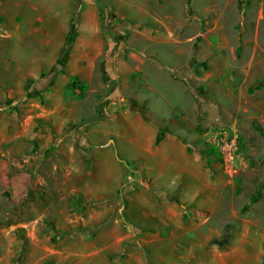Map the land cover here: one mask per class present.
<instances>
[{
    "label": "rangeland",
    "instance_id": "rangeland-1",
    "mask_svg": "<svg viewBox=\"0 0 264 264\" xmlns=\"http://www.w3.org/2000/svg\"><path fill=\"white\" fill-rule=\"evenodd\" d=\"M150 2L151 9L148 3L143 9L140 0L115 6L123 9L127 20L146 27L154 12ZM168 2V21L192 52L187 71L172 73L178 83L166 81L164 69L155 73L148 65L134 73L142 62L160 65L146 54L156 51L163 63H170V52L138 41V32L121 34L110 27L103 30L104 40L111 41L114 53L125 47L124 53L119 50L110 56L114 64L120 56V73L113 67L101 82L87 86L64 80L60 60L65 55L70 59L71 43L92 39L85 24L79 31L89 0H71L73 14L64 47L54 66L49 52L44 73L31 67L34 52L26 49V38L21 46L15 35V20H25L20 27L24 31L33 12L17 11L10 0H0V264H125L139 250L141 261L137 257L133 261L150 264L135 229H130L133 239L122 242L128 232L121 222L127 225V218L121 217L120 224L114 220L119 202L125 206L129 193L149 185L140 168L147 153L124 135L122 125L108 123L99 129L104 134H123L122 139L106 141L114 142L116 165L125 166L129 182L124 181L112 200L90 201L91 197L81 195L83 190L93 194L98 189L99 180L85 173L93 166L91 155L84 154L83 137L105 115L99 99L107 94H117L131 104L144 103V110L155 114L158 122L176 116L175 127H166L187 136L201 154L207 132L236 127L244 142L242 167L234 178L219 171L236 195L247 198L245 203L264 196V131L253 106V100H261L264 116V0H190L189 7L185 0ZM131 40L134 45H127ZM91 150L106 152L100 144Z\"/></svg>",
    "mask_w": 264,
    "mask_h": 264
},
{
    "label": "crops",
    "instance_id": "crops-1",
    "mask_svg": "<svg viewBox=\"0 0 264 264\" xmlns=\"http://www.w3.org/2000/svg\"><path fill=\"white\" fill-rule=\"evenodd\" d=\"M105 1L108 2L106 25L103 26L99 8L93 0H89L87 10L81 14L79 31H82V25L85 24L84 27L92 39L83 43H71L73 47L69 53L70 59L63 63L64 80L79 81L87 86L99 83L103 78V65L105 70L112 72L115 67L120 73V56L117 64H114V59H110V56L119 50L124 53L125 47H119L114 53L113 44L110 40H104L102 34L103 30L114 27L121 34L125 31L138 32L141 35L138 41L149 43L151 48L164 46L170 52L168 56L172 60L166 59L170 63H163L161 55L156 51L151 55L145 53L155 58L160 65L142 62V67L133 69L134 73L142 72L148 65L155 73L158 71L156 69H164L165 80L178 83L172 73L185 70L192 59V52L179 41L168 21L171 11H165V8L168 1L173 3V0H161L162 3L159 0H140L143 1V9L147 7V3L148 9L152 8L150 1L154 4V12L151 13L152 17H149L146 27L139 22V25H135L137 23L127 20L123 9L115 6V3H134L138 0ZM70 2L71 0H10L13 9L33 12L31 22L25 23L27 29L24 31L20 27L25 20L22 17L21 20L20 17L15 20V35L20 45L24 43L22 39L26 38V49L34 52L31 55L34 65L31 67L37 66L40 73L45 72L43 67L51 60L49 52L54 56L51 65L54 66L64 47L73 14V5ZM140 26L142 30L139 29ZM127 45L132 46L134 43L131 40ZM139 50L137 49L144 53ZM165 54L163 51L162 55ZM17 67L21 68V65L18 64ZM118 73L116 77H119ZM99 100L105 115L99 118L96 129L90 128L83 137V146L86 149L84 154L91 155L93 166V169L85 173L99 180L98 189L93 194L83 190L81 195L91 197L90 201L112 200L124 181L129 182L125 166L116 165L117 158L115 160L111 150L114 142L111 139L106 141L109 137L122 139L123 134H104L99 126L108 123L122 125L125 128L124 135H129V140L139 147L142 146L147 153L140 168L149 185L144 190L141 188L129 193L126 205L119 202L121 206L117 208V215H114L116 224H120L121 217L124 221L127 218V225L121 222L123 231L128 232L122 242L133 239L130 229H135V235L145 246L147 263L150 264H264V196L261 200L245 203L246 197L236 195L230 182L226 181V177L219 170L213 171L206 166L195 143H190L187 136L166 127V124L175 127L178 123L176 116L158 122L155 114L144 110V103L131 104L121 100L117 94H107ZM261 105V100H253V106L259 112L255 118L264 131V116L260 115ZM141 111L146 112L147 117ZM159 136L162 140L157 144ZM142 139L148 140L146 146L141 143ZM96 144H100V148L106 152L95 153L96 155L92 150L89 152ZM242 144L244 146V142ZM261 167H264V161H261ZM232 185L235 186V183ZM139 252L141 250L133 251L125 264H136L133 261L136 257L141 261Z\"/></svg>",
    "mask_w": 264,
    "mask_h": 264
},
{
    "label": "built area",
    "instance_id": "built-area-1",
    "mask_svg": "<svg viewBox=\"0 0 264 264\" xmlns=\"http://www.w3.org/2000/svg\"><path fill=\"white\" fill-rule=\"evenodd\" d=\"M204 146L202 156L209 169L223 171L230 178L238 175L243 158L242 138L236 127L210 130L204 136Z\"/></svg>",
    "mask_w": 264,
    "mask_h": 264
},
{
    "label": "trees",
    "instance_id": "trees-1",
    "mask_svg": "<svg viewBox=\"0 0 264 264\" xmlns=\"http://www.w3.org/2000/svg\"><path fill=\"white\" fill-rule=\"evenodd\" d=\"M95 1V3L97 4L98 8H99V14H100V18H101V22L103 23V26L106 25V6L108 5V2H106L105 0H93ZM186 1V4L187 6L189 7L190 6V0H185ZM67 53V51H66ZM67 59H68V56L65 55L63 56L62 60H60V66L63 65V63L67 62ZM103 68V74L106 75L107 73L111 72V70H105V66L103 65L102 66ZM115 81V80H113ZM112 80H111V83H114ZM143 114L146 116L145 112H143ZM162 140V137L159 136L157 138V144H159ZM122 193V192H121Z\"/></svg>",
    "mask_w": 264,
    "mask_h": 264
}]
</instances>
